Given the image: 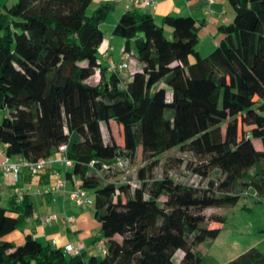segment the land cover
<instances>
[{
	"label": "trees",
	"instance_id": "1",
	"mask_svg": "<svg viewBox=\"0 0 264 264\" xmlns=\"http://www.w3.org/2000/svg\"><path fill=\"white\" fill-rule=\"evenodd\" d=\"M229 1L233 21L205 57L193 17L170 14L159 25L146 10L123 14L113 34L125 40L121 56L137 61L128 80L99 59L113 5L89 15L93 0H19L5 11L0 3V150L37 162L66 145L73 164L66 178L93 199L104 241L87 260L32 235L9 241L33 216L27 189L0 207V264H200L198 249L227 223L207 209L250 196L264 203V0ZM97 72L100 83H87ZM175 150L174 162L200 183L153 178ZM139 157V185L111 180L119 159ZM225 264H264V253L251 248Z\"/></svg>",
	"mask_w": 264,
	"mask_h": 264
},
{
	"label": "crops",
	"instance_id": "2",
	"mask_svg": "<svg viewBox=\"0 0 264 264\" xmlns=\"http://www.w3.org/2000/svg\"><path fill=\"white\" fill-rule=\"evenodd\" d=\"M132 2L133 0H93L92 2L96 8L103 4L113 5L102 25L103 43L105 42L103 58H107L104 63L107 67L111 62L117 63L111 57L113 50L111 46L117 40L113 31L121 16L131 9ZM146 12L150 13L156 22L162 21L165 16L170 14L193 17L201 25L199 48L206 51H210V49L212 51L219 45L221 41L219 28L232 23L234 18L229 0H216L213 3L209 0H155V7L147 9ZM121 58L122 56L119 60ZM129 73L131 75L134 71H129ZM1 151L6 154V147H2ZM58 158L59 156L55 157V159ZM16 160L15 158L14 161ZM70 170L72 168H67L57 161L52 168L38 175L39 177H30L26 171L22 172L21 184L27 185L33 178H35L33 183H37L35 191L29 186L33 216H28L25 219L24 225L21 227L22 231H15L7 237L9 241L20 245L25 242L27 235H32L44 246H51L64 251L67 246H74L79 251V255L86 260L98 252V244L102 241L100 239L101 232L98 229L99 225L94 219L92 209H83L70 199L69 193L77 188L63 176V173L66 175L67 171ZM60 179L66 182L64 188L52 194L40 195L41 190L53 187ZM5 184L7 187H13L12 197L17 187L14 177H11ZM51 217L55 219L48 222L44 221V219ZM67 218H73L75 223L68 224ZM66 255L68 257L74 256L67 252Z\"/></svg>",
	"mask_w": 264,
	"mask_h": 264
},
{
	"label": "rangeland",
	"instance_id": "3",
	"mask_svg": "<svg viewBox=\"0 0 264 264\" xmlns=\"http://www.w3.org/2000/svg\"><path fill=\"white\" fill-rule=\"evenodd\" d=\"M19 0H0V3L3 6V11L6 8H13L18 4ZM97 8L95 4H91L88 9V14L92 15ZM157 24L162 25V21H157ZM105 32L107 30L105 28ZM167 35H169V32ZM116 42L112 44V52L111 57L120 62L119 58L123 52L125 40L116 37ZM118 41V42H117ZM105 42L99 48V59L103 62V64L107 61V58H103ZM198 49L201 51L203 57L208 56L211 52L206 51L205 49ZM119 60V61H118ZM136 59L129 63V71H134L136 69L135 64ZM128 78H125L128 80ZM101 81V76L97 72L94 77L88 80L87 83L90 85H97ZM171 96L169 95V99ZM260 105H264V99L261 101ZM264 115V111H263ZM112 126V135L115 141L121 145L122 144V132L120 128L116 127L115 122H111ZM115 124V125H114ZM103 133L105 140H109V132L103 127ZM258 148H261L260 141H256ZM181 156L178 150L172 151L170 154H167L161 158V166L156 169L153 174L154 179H161L165 175H169L174 178L178 182L185 183H200V179H197L190 175L187 172L185 165H178L174 162V160ZM184 158L187 161L194 160L192 156L186 155ZM145 166V163L142 158H138L135 162L130 163L126 159H119L118 165H116V170L113 172V176L111 180L116 182H131L133 187L139 185L138 171L142 167ZM63 176L66 175L63 173ZM39 177V176H37ZM30 181L26 186L31 187L34 191L37 189V183ZM15 186V185H14ZM19 187H23V185H19ZM13 187H7L5 182L2 181V201L0 203V207L9 208L10 207V197L11 192L13 194ZM32 191V190H31ZM91 194V193H90ZM93 197V195H92ZM246 205L248 209H243V206ZM222 214L227 217V223L224 226L219 237L211 242L210 244H204V246L198 249L200 256L202 257V261L200 264H225L231 260L236 259L240 255L244 254L251 248H256L259 251L264 253V203L257 204L256 200L253 197H246L234 208H218L214 207L211 209H207L203 214L207 217L214 214ZM98 223V222H97ZM99 225V224H98ZM20 228L18 231H22ZM100 230V225L99 228ZM183 254L178 253L176 256V260L180 261Z\"/></svg>",
	"mask_w": 264,
	"mask_h": 264
},
{
	"label": "built area",
	"instance_id": "4",
	"mask_svg": "<svg viewBox=\"0 0 264 264\" xmlns=\"http://www.w3.org/2000/svg\"><path fill=\"white\" fill-rule=\"evenodd\" d=\"M211 3L215 2L216 0H209ZM155 7V0H133L131 9L134 10H147L150 8ZM110 71L117 72L120 74V76L125 79L128 78L129 73V61L128 58L125 56H122L119 63L111 62L109 64ZM126 80V79H125ZM67 146L64 145L61 147V154L59 155L58 159H42L37 162H28L25 160H18L16 162L12 161L9 157L6 156V154H3V152L0 150V175L2 177L3 182H8L11 177H14L15 183L20 182V176L23 171H27L31 176L35 177L38 176L42 171L46 169H50L53 167L55 162H60L62 165L66 166L67 168H72L73 164L71 161H69L64 155L66 153ZM66 185V182L64 180H58L57 183L50 188H47L45 190H41L39 193L40 195L44 194H52L57 192L58 190L64 188ZM30 190V187H19L15 189V194L18 196V200L21 201L23 198V194L26 192V190ZM70 199L77 204V206L88 209L93 206V199L88 195V193L81 189L76 188L74 191L69 193ZM55 218H46L44 219L45 222H48L50 220H53ZM66 222L68 224H74L75 220L73 218H67ZM104 248V241H100L98 244V249L103 250ZM65 252L71 253L74 256L79 255V251L75 249L74 246H67Z\"/></svg>",
	"mask_w": 264,
	"mask_h": 264
}]
</instances>
